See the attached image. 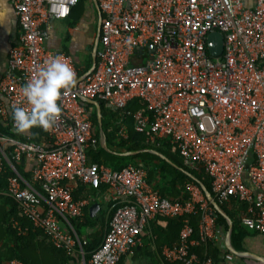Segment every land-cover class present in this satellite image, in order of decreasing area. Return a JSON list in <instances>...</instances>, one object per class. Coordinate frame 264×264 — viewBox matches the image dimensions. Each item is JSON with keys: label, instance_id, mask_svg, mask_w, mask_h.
Wrapping results in <instances>:
<instances>
[{"label": "built area", "instance_id": "1", "mask_svg": "<svg viewBox=\"0 0 264 264\" xmlns=\"http://www.w3.org/2000/svg\"><path fill=\"white\" fill-rule=\"evenodd\" d=\"M9 1L18 35L0 78L1 122L17 131L11 108L28 106L21 88L45 59L60 54L75 72V83L58 99L61 112L50 126V143L0 134L6 157L35 160L32 179L42 193L18 175L7 185L32 228L70 253L76 237L61 230L59 222L81 215L88 199H74L63 182L104 183L119 204L84 264H115L142 243V231L158 214L181 217L177 242L162 250L167 264H213L210 255L191 250L203 241L217 242L220 234L216 212L198 185L187 183L190 197L175 200L152 188L139 164L114 170L89 161L86 149L96 140L84 97L118 115L117 136H127L124 120L130 116L132 128L151 144L165 140L174 145L184 166L204 171L218 203H246L241 227L264 233V0H96L101 21L95 64L82 75L70 56L46 47L41 28L49 19L65 18L77 0ZM213 30L222 35L218 56L208 52ZM132 100L144 110L126 109ZM198 212L194 238L188 215ZM6 264L28 263L11 257Z\"/></svg>", "mask_w": 264, "mask_h": 264}, {"label": "trees", "instance_id": "2", "mask_svg": "<svg viewBox=\"0 0 264 264\" xmlns=\"http://www.w3.org/2000/svg\"><path fill=\"white\" fill-rule=\"evenodd\" d=\"M81 0H77L75 4H80ZM89 66V63H88ZM87 66V67H88ZM101 105V127L106 137L107 148L100 145V129L98 126L95 109L87 104V107L91 108L90 117L92 121L91 133L92 137L96 140L95 147L89 146L86 149L88 160L91 162H103L109 164L112 169L117 170L127 165L128 163H141L147 172V181L151 183L152 179H161L160 183H165L163 189L157 190L163 196H171L175 200L188 199L190 197L187 190V183L197 185L189 175L184 173L178 167H182L191 171L195 176L200 179L204 185L210 191V183L208 177L205 175L202 169L191 170L183 165L179 159L176 147L171 145L165 140H159L158 146L151 144L146 140V136L143 133L137 132L132 128V120L129 116L124 120L127 126V136L121 138L117 136L116 131L119 126L118 115L115 112L108 111L104 108L102 102ZM126 109L134 111L137 108L143 109L144 106L139 100H132L127 103ZM49 130H43L40 127H33L26 131L25 134H17L14 132L9 125H4L0 120V134H4L9 137L18 138L21 141L35 140V141H46L50 143L52 136L49 134ZM142 149H148L145 151H139ZM150 149H156L161 151L171 162L160 156L150 152ZM11 151V146L7 148V154ZM123 151H138L131 155H121ZM19 160V159H18ZM18 160L11 159L14 167H11L0 157V198L4 199L3 204L0 207V239L6 234H9L12 239V246L8 248L7 263L11 257L19 258L23 263L28 264H49L43 258L42 245H46L51 252H57L59 254L58 261H52L51 264H67L66 260L69 255L64 249L58 248L52 244L50 239L43 234L40 229L32 228L29 220L21 212L20 206L11 196L7 194L8 178L13 176H20L23 180L30 183L35 190L41 192L40 184L32 179V172H25ZM65 188L72 186V197L77 199L82 196H87L89 193H99L103 191L107 185L100 183L98 186H87L81 183L79 180H66L63 182ZM87 186V187H86ZM86 187V188H85ZM119 204V201L107 209V219L109 220L115 207ZM222 209L227 213L232 221V228L230 232V241L234 248L241 249L242 239L244 236V229L239 224L238 213L240 210L246 209V203L231 199L229 202H219ZM84 216L69 217V223L72 225L73 231L76 235L80 236V226L85 225L90 228L95 227L98 221H92V218L88 216L86 210L83 211ZM190 225L193 233L192 237L198 238V224L200 220V212L196 214L188 215ZM217 223L222 225L223 230L227 229L225 219L218 213H216ZM155 226L156 230L163 234L166 241V245L172 246L178 240L179 229L181 227V217H167L161 214L156 215L154 221L147 226L145 229L146 237L143 239L142 245H136L131 250L135 255L136 250L147 251V247L155 246V249L160 253V247L158 243L159 238L152 233L151 228ZM26 228V229H25ZM101 228L99 224L94 229V233L87 235L85 239H80L82 249L84 252V259L90 256V253L100 244L98 241V232ZM40 237V239L38 238ZM46 240V242L44 241ZM134 249V250H133ZM219 249L216 242L207 240L200 242L194 250L199 256L209 255ZM152 254L157 256V253ZM135 251V252H134ZM160 255V254H159ZM158 264H167L161 255V261L157 259ZM115 264H124V255L119 258Z\"/></svg>", "mask_w": 264, "mask_h": 264}, {"label": "crops", "instance_id": "3", "mask_svg": "<svg viewBox=\"0 0 264 264\" xmlns=\"http://www.w3.org/2000/svg\"><path fill=\"white\" fill-rule=\"evenodd\" d=\"M96 0H81L80 4L73 5L68 15L65 18L60 19H49L46 22L41 24V28L45 32V45L48 48H52L55 50H60L70 56L76 66L78 75H82L89 71L91 66V56L93 52V48L96 44L98 29L100 24V14L97 10V6L95 5ZM18 35V22L13 12V8L9 0H0V78L7 67L8 60V51L10 47L16 44ZM89 63V66H88ZM88 66V67H87ZM91 105V104H89ZM92 106V105H91ZM93 107V106H92ZM94 108V107H93ZM14 131V130H13ZM17 134H25V132L14 131ZM120 137V136H119ZM16 140L18 138L12 137ZM122 138V137H121ZM102 136L100 133V145ZM21 141V140H19ZM27 141V140H25ZM106 141V138H105ZM1 147L6 146L5 143L0 144ZM103 147V146H102ZM6 147V152H7ZM105 148V147H104ZM107 148V143H106ZM154 153L153 151L149 150ZM160 154H156L163 159L171 162L161 151H158ZM0 157L7 162L11 167H14L10 158L6 157L4 152L0 150ZM21 168L25 172H31L33 167L35 166V160L32 157L23 156L19 160ZM102 163L106 166H111L109 164ZM141 165V163H137ZM142 166V165H141ZM144 168V167H143ZM112 169V168H111ZM147 173V172H146ZM147 179V175H146ZM158 179V178H157ZM155 178L152 179L150 186L155 190H160L165 187V183H160L161 179L157 180ZM89 186V185H87ZM86 186V187H87ZM85 187V188H86ZM72 190V186L70 188ZM88 199L87 204L83 207V211L86 210V213L92 221H98L95 227L90 228L85 225L80 226V236L78 237L76 233L72 229V225L69 223V220H61L59 222V228L63 231H69L75 236V243L72 247V251L67 253L69 257H67V264H84V252L82 249V245L80 239H85L87 235L94 233V229L99 224L101 228L98 232V241L102 240L103 233L108 229V219L107 217V209L109 206L114 205L119 201V197L115 194L113 188L106 187L103 191L99 193H89L87 196H82ZM169 197V196H167ZM80 198V197H79ZM173 199L171 196L169 197ZM4 199L0 198V207L3 204ZM97 203L98 208L94 211L93 214H89V207L91 204ZM245 210H240L238 213V217L241 212ZM84 212H82L81 216H84ZM155 219V218H154ZM154 221V220H153ZM153 221H150L152 223ZM219 229V240L216 242L218 244L219 249L211 252L209 255L213 264H264L263 261L253 257L257 256L259 258L264 259V233L254 232L248 229H244V236L242 239L241 249L234 248L237 252H244V255L234 254L230 252L225 247V233L226 230H223L222 225L217 223ZM145 230L142 231V243L143 239L146 237ZM152 233L159 238V247H160V255L158 254L155 246L147 247V251L136 250L135 255L133 252L124 255V264H158L157 259L161 261V255L163 247L166 245V241L163 237V234L156 230L155 226L151 228ZM40 239V237H38ZM46 242V240L44 239ZM47 243V242H46ZM231 243V241H230ZM138 245V246H139ZM232 245V244H231ZM12 246V239L9 234H6L3 238L0 239V264H4L7 260L8 256V248ZM233 246V245H232ZM136 247V245H135ZM43 250V258L46 262L51 264L52 261H58L59 254L57 252H51L46 245H42ZM134 250V249H133ZM152 250L154 253H157V256L152 254ZM163 256V255H162ZM56 264V263H53Z\"/></svg>", "mask_w": 264, "mask_h": 264}, {"label": "clouds", "instance_id": "4", "mask_svg": "<svg viewBox=\"0 0 264 264\" xmlns=\"http://www.w3.org/2000/svg\"><path fill=\"white\" fill-rule=\"evenodd\" d=\"M74 83L75 72L62 55L45 59L21 88L28 106L13 105L11 108L14 128L20 132L33 127L48 130L61 112L58 104L61 91L71 88Z\"/></svg>", "mask_w": 264, "mask_h": 264}, {"label": "water", "instance_id": "5", "mask_svg": "<svg viewBox=\"0 0 264 264\" xmlns=\"http://www.w3.org/2000/svg\"><path fill=\"white\" fill-rule=\"evenodd\" d=\"M95 5L97 6V10L99 11L97 2L95 3ZM99 13H100V11H99ZM99 16H100L99 19L101 21V14ZM98 33H99V29H98ZM208 39H210L211 42H212V44L210 46H208L209 54H211L213 56H218L221 53V51H222V35H221V33L218 30H213V31L208 33ZM95 47H96V45L93 48V52H92V56H91V66H90L89 70H91L94 67V64H95ZM81 100L83 102L87 103V104H91L94 107L95 112H96V118H97L98 126H99L100 133H101V136H102L101 143H102V146L106 148V141H105L106 137H105V135H104V133L102 131V127H101V105H100V103L97 100L84 98V97L81 98ZM145 150H148V149H142V150H139V151H145ZM150 150L153 151L156 154H160L158 152V150H156V149H150ZM136 152H138V151H123V152H120V154L121 155H131V154H134ZM178 168L180 170H182L184 173H186L187 175H189L194 181H196L200 191L203 194V197L208 202L211 210L213 212H216V213L220 214L225 219L226 224H227V229H226V233H225V247L230 252H232L234 254L244 255V252H237L233 248V246L231 245V243H230V232H231V228H232V221L229 218V216L227 215V213L222 209L220 204L214 199V197L212 196V194L209 191V189L191 171H189L187 169H184L182 167H178ZM97 208H98V204L97 203L91 204L90 207H89V214H93L94 211L97 210ZM253 257H255V258H257V259H259V260L264 262V259H262V258H259L257 256H253Z\"/></svg>", "mask_w": 264, "mask_h": 264}, {"label": "rangeland", "instance_id": "6", "mask_svg": "<svg viewBox=\"0 0 264 264\" xmlns=\"http://www.w3.org/2000/svg\"><path fill=\"white\" fill-rule=\"evenodd\" d=\"M179 159L181 160V158L179 157Z\"/></svg>", "mask_w": 264, "mask_h": 264}]
</instances>
